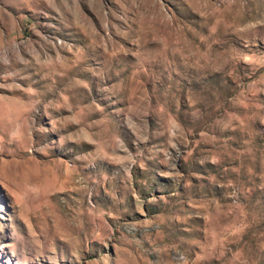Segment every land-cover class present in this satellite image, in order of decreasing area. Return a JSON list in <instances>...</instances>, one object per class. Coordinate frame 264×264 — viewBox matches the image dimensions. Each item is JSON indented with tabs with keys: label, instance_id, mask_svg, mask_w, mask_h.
Here are the masks:
<instances>
[{
	"label": "rangeland",
	"instance_id": "rangeland-1",
	"mask_svg": "<svg viewBox=\"0 0 264 264\" xmlns=\"http://www.w3.org/2000/svg\"><path fill=\"white\" fill-rule=\"evenodd\" d=\"M0 264H264V0H0Z\"/></svg>",
	"mask_w": 264,
	"mask_h": 264
}]
</instances>
